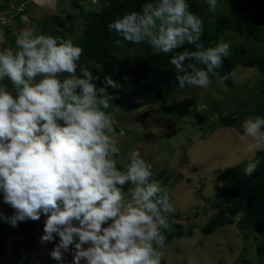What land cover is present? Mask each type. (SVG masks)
I'll use <instances>...</instances> for the list:
<instances>
[{
	"label": "clouds",
	"instance_id": "clouds-1",
	"mask_svg": "<svg viewBox=\"0 0 264 264\" xmlns=\"http://www.w3.org/2000/svg\"><path fill=\"white\" fill-rule=\"evenodd\" d=\"M206 2L217 10L218 0ZM18 7L10 6L0 30L19 20ZM107 27L131 44L146 43L153 55L172 53L180 88H209V74L230 52L223 41L203 48L204 23L187 0H145ZM83 51L72 39L36 27L21 29L14 46L0 49V193L13 209L0 211V220L16 228L45 215L40 243H54L49 256L59 264L66 254L71 264H161L158 249L165 247L175 208L138 149L117 166L121 148L109 89L121 85L105 75L98 86L100 76L79 66ZM243 128L248 152L264 150V117L246 119ZM258 164L249 155L244 174L251 176Z\"/></svg>",
	"mask_w": 264,
	"mask_h": 264
},
{
	"label": "rangeland",
	"instance_id": "rangeland-1",
	"mask_svg": "<svg viewBox=\"0 0 264 264\" xmlns=\"http://www.w3.org/2000/svg\"><path fill=\"white\" fill-rule=\"evenodd\" d=\"M18 1L24 2L22 11L19 9L21 6L18 7L21 13L18 23L10 30H0L5 37L0 49L14 46L16 35L27 27H36L47 35L72 39L79 45L78 39L86 21L83 14L101 7L99 0L97 3L91 0H48L42 4H33L32 0H16V3ZM202 1L207 3L206 0ZM33 5L37 6L38 11ZM232 5L233 0H218L217 10L212 13L229 12ZM1 6L0 13L5 4ZM40 10L44 11L43 15ZM246 34L249 38L246 45L257 47L264 55V29ZM244 36L226 32L221 35L220 41L237 44L245 39ZM142 56L139 47L123 52L125 67L131 66V57L139 60ZM120 78L119 89L125 106L109 112L121 148L117 162L123 165L127 162V154L138 149L152 165L153 178L168 189L170 202L175 208L171 214L183 224L185 235L158 249L163 253L161 261L165 264H245V260H253L264 264V241L255 230L242 232L234 225H227L209 235L201 233V228L217 212L211 203L215 199L216 189L222 185L223 173L229 168L243 165L249 155L256 156L259 151L248 152L249 138L245 136L243 123L248 118L260 115H255L251 109L242 114L235 113L231 116L233 123L222 120L226 116L221 119L220 116L226 110L234 111L252 104L262 89L264 93V73L248 67H237L233 87H228L222 79H216L207 89L188 87L172 97V104L168 108L164 103L148 107L146 116L139 114V108L145 105H141L137 93L129 87V79L126 76ZM131 104L140 107L133 109L129 107ZM261 107L264 108V105L261 104ZM195 113L203 114L206 120L199 122L194 117ZM182 146L187 148L184 153ZM161 168L163 173L159 174ZM178 174L184 177H177ZM5 215H11L9 207ZM45 219V215L41 214L40 224L25 239L27 251L32 249L38 253L39 264H59L49 256L54 243H40ZM3 223L0 220V240L7 244V236L15 235L18 227L13 228L8 223L4 227ZM20 237L17 234L18 245L25 243L21 242ZM71 262L72 256L66 254L64 264ZM16 263H24L23 258H14Z\"/></svg>",
	"mask_w": 264,
	"mask_h": 264
},
{
	"label": "trees",
	"instance_id": "trees-1",
	"mask_svg": "<svg viewBox=\"0 0 264 264\" xmlns=\"http://www.w3.org/2000/svg\"><path fill=\"white\" fill-rule=\"evenodd\" d=\"M99 2L101 3L99 10L83 14L86 21L78 41L84 51L80 57L79 66H86L94 75L100 76L101 80L96 82L98 86L105 75L112 76L119 84L121 83L120 77L126 76L129 79V87L137 93L141 105H149L140 110L139 114L142 116H146V109L156 103H164L167 108L171 106L172 97L189 87L186 85L184 88H180L174 66L170 63L172 53L153 55L151 48L146 43L131 44L107 27L116 15L124 11H139L145 0H99ZM187 2L190 5V11L203 20L204 31L199 41L203 48L215 46L220 41L221 35L226 32L238 36L245 35L244 40L237 44H230L229 55L224 58L222 66L214 70L216 74H209L212 83L216 79H222L228 87H233V75L237 67H248L264 73V55L257 47L246 45L249 40L246 36L247 32L264 29V0H233L229 12L224 11L216 15L202 0H187ZM135 47L141 48L143 56L139 60L131 57L129 59L131 66L125 67L123 52H130ZM184 47L196 50L192 45L185 44ZM177 50L182 51L183 49ZM262 90L255 96L253 105L236 108L222 120L233 123L231 118L233 114H242L244 111L251 110L255 115L264 117V108L261 107V104L264 105ZM109 92L115 96L109 112L113 108L125 106L120 89L110 88ZM129 107L138 109L140 105L131 104ZM194 117L201 123L206 120L200 113H195ZM182 149L184 153L187 148L182 146ZM255 159L259 160V164L251 176L245 175L243 171L247 162L241 166L229 168L223 173L222 185L216 189L215 199L211 203L217 212L201 228L203 235L212 234L223 226L234 225L242 232L255 230L264 241V150H259ZM117 166L121 167L122 165L117 162ZM158 173L162 174L163 169ZM177 177L184 176L178 174ZM128 187L130 186L125 185V192ZM8 207L3 203L1 193L0 211L5 214ZM9 210L12 214L13 209L9 207ZM40 219L20 223L17 233L22 236L31 235V232L36 230L40 224ZM169 222L171 229L165 232L166 243L185 235L182 230L183 224L178 222L172 214H169ZM3 225L6 227L7 223L4 222ZM2 246L3 240H0V253L3 250ZM161 264H165V262L161 261ZM245 264L260 263L245 260Z\"/></svg>",
	"mask_w": 264,
	"mask_h": 264
},
{
	"label": "crops",
	"instance_id": "crops-1",
	"mask_svg": "<svg viewBox=\"0 0 264 264\" xmlns=\"http://www.w3.org/2000/svg\"><path fill=\"white\" fill-rule=\"evenodd\" d=\"M1 1H3V0H0V8L2 7L1 5H3V4H5V7H4V9H1L0 19L3 17V15L5 13H7L9 11V8H10V6L12 4L14 6H17L18 3L21 4L22 6L24 4V2H20V1H18V3H16V0H7V1H9L8 3H4V2H1ZM23 1H25V0H23ZM32 1H34L33 4H37V3L38 4H42V3L47 2L48 0H32ZM34 7H35V11H38V8H36L37 6H34ZM43 7H41L40 9H43ZM40 13H41V15H43L44 11L40 10ZM15 18H17V16ZM17 23H18V21L16 19H14L13 22H12V28H13V26H16ZM6 30H10V29H6ZM4 39H5V37L2 35V31H0V43ZM13 235H14L13 233L8 235L7 236V244L4 243L3 246H2L4 248L5 253L0 254V256H2V260H0V264H14V258H16L18 256H21L23 258V262L24 263H22V264H39V262H40L39 260L40 259L38 257V253L37 252L34 253L33 251H31L32 249H29V252L27 251V245H26V242H25V239H26L27 236H22L21 235L22 237H20L21 238L20 240H21V242L24 241L25 243H22V244L18 245V243L16 241V236H13ZM8 238H14L15 240L12 241V239H8ZM9 241L11 242V244L9 243ZM31 252H33V253L30 254ZM43 261H45V260L43 259ZM16 264H18V263H16Z\"/></svg>",
	"mask_w": 264,
	"mask_h": 264
},
{
	"label": "water",
	"instance_id": "water-1",
	"mask_svg": "<svg viewBox=\"0 0 264 264\" xmlns=\"http://www.w3.org/2000/svg\"><path fill=\"white\" fill-rule=\"evenodd\" d=\"M145 107H147V105L143 106L142 108H139V110H141V109H143V108H145ZM230 111H233V110H226V111H224V112L222 113L221 116H222V117H225L226 114L229 113Z\"/></svg>",
	"mask_w": 264,
	"mask_h": 264
}]
</instances>
